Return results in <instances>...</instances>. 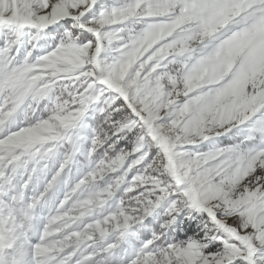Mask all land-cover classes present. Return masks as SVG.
I'll return each mask as SVG.
<instances>
[{
	"label": "snow or ice",
	"instance_id": "6c2138e0",
	"mask_svg": "<svg viewBox=\"0 0 264 264\" xmlns=\"http://www.w3.org/2000/svg\"><path fill=\"white\" fill-rule=\"evenodd\" d=\"M0 264H264V0H0Z\"/></svg>",
	"mask_w": 264,
	"mask_h": 264
}]
</instances>
